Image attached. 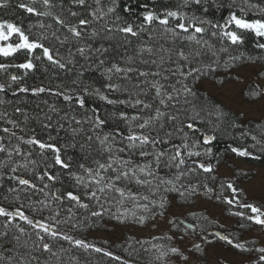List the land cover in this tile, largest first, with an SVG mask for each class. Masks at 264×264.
<instances>
[{
    "label": "trees",
    "instance_id": "trees-1",
    "mask_svg": "<svg viewBox=\"0 0 264 264\" xmlns=\"http://www.w3.org/2000/svg\"><path fill=\"white\" fill-rule=\"evenodd\" d=\"M27 7L35 12L29 13ZM170 11L177 12V17H167ZM146 13L167 17L168 23L161 24L159 19L147 23ZM232 15L248 22L264 21V0H85L82 5L77 0H49L47 5L44 0H0V23L21 28L30 42L43 44L58 62L49 61L40 48L31 53L17 50L9 56L0 53V146L4 149L0 151V208L14 214L0 215V264H173L168 261L172 248L167 237L136 240L126 235L111 243L91 238L89 233L104 230L109 223L147 224L167 212L171 197L179 205H188L197 193L224 204L238 229L214 227L202 216L194 233L252 255L245 264H264V252L255 242L240 241L241 232L264 229V224L250 219L260 215L264 220V205L250 202L240 183L251 173L236 171L227 178L216 172L229 154L264 167V116L259 121H243L241 114L197 87L202 79L220 84L219 73L247 63L260 64L258 76L264 79V48L258 46L264 44V36L238 29L229 23ZM81 19L88 23L80 25ZM180 23L188 30L177 27ZM128 24L136 36L119 31ZM71 27L81 35L75 36ZM196 27L204 31L196 33ZM228 31L241 35L242 42L233 44L224 35ZM7 42L21 41L13 34ZM28 60L33 68L19 67ZM185 87L191 91L185 92ZM39 88L45 91H34ZM253 91L260 94L253 96ZM260 95L255 84L243 93L246 100ZM137 100L143 103L137 105ZM157 109L163 113L159 118ZM146 120L148 126L141 129L139 125ZM131 134L149 136L156 143L130 142ZM105 136L108 139L101 145ZM205 136L213 139L205 143ZM33 138L58 148L69 167L55 163L53 149L27 143ZM109 163L110 169L98 167ZM201 165L210 166L211 171ZM85 169H92V174ZM121 172L129 176L116 181ZM20 180L29 183L20 184ZM109 183L123 189L124 195L105 187ZM101 187L104 192L98 191ZM91 191L99 199H90ZM69 192L80 201L70 200ZM77 240L87 247L76 244Z\"/></svg>",
    "mask_w": 264,
    "mask_h": 264
},
{
    "label": "rangeland",
    "instance_id": "rangeland-1",
    "mask_svg": "<svg viewBox=\"0 0 264 264\" xmlns=\"http://www.w3.org/2000/svg\"><path fill=\"white\" fill-rule=\"evenodd\" d=\"M1 42L5 43L1 47L7 46V41ZM261 69L262 66L258 63H247L219 73L218 76L223 79L220 84L211 79H202L197 87L215 97L221 104L241 114L243 121H259L264 116V79L258 76ZM250 84H255L261 91L260 97L254 100H246L243 97L245 88ZM236 171L251 173L247 179H240V183L250 202L254 205H264V167L243 161L233 154L227 155L225 162L216 167L219 177H233ZM169 200L171 204L167 212L156 215L147 224L109 223L104 230L91 232L89 236L111 243L122 240L126 235L136 240L167 237L170 240V247L179 249V252H172V255L168 257V261L173 264H202L203 262L205 264H245L252 259V255H245L239 249L221 240L205 241L181 222V220H187L197 226L199 219L206 216L212 226L227 228L230 232H234L238 229L237 220L224 204L217 203L212 198H206L201 193H197L194 202L188 205L177 204L174 197ZM259 218L262 217L259 215ZM240 241L255 242L256 247L264 248V229L253 227L241 232ZM197 245H199L198 248Z\"/></svg>",
    "mask_w": 264,
    "mask_h": 264
},
{
    "label": "snow or ice",
    "instance_id": "snow-or-ice-1",
    "mask_svg": "<svg viewBox=\"0 0 264 264\" xmlns=\"http://www.w3.org/2000/svg\"><path fill=\"white\" fill-rule=\"evenodd\" d=\"M77 2H78L79 4L82 5V4H84L85 0H77ZM48 3H49V0H44V4H45V5H47ZM97 3H99V0H97ZM20 7H21V8H25L26 6H25L24 4H21ZM26 10H27L29 13L35 12V9L32 8V7H27ZM108 11H109V12H112V11H114V9H113V8H109ZM72 15H76V13H73ZM95 15H96V14L93 13V16H95ZM177 15H178L177 12H171V11H170V12L167 13V17H173V18H175V17H177ZM167 17H166L165 19H159V17H156L153 13H146L145 16H144V19H145V22H147V23H151L154 19H159V22H160L161 24H167V23H168ZM57 19H58V22H59V23H61V24L64 23L63 20H59V18H57ZM232 22L235 23V25H236V27H237L238 29H252V30H254V31L256 32V34H257L258 36H264V21H253V22H248V21H245L244 19L237 18L235 15H232V16L230 17L229 23H232ZM87 23H88V21H86V20H84V19H81V20L79 21V24H80V25H86ZM177 27H179L180 29H183L184 31H187V30H188L184 23H180V24H178ZM5 29H6V31H5ZM69 30H70L75 36H77V37H79V36L81 35V32H80L79 30H77L76 27H71ZM119 31H121V32H123V33H126V34H130V35H132V36H136V35H137V32L133 30V25H131V24H128L127 26H124V27L120 28ZM203 31H204V29L201 28V27H196V28H195V32H196V33H201V32H203ZM13 34H17V35L20 37V41H21V42L15 44V45H13V44H7L6 47H0V53H2L4 56H9V55L15 53L17 50H21V49L27 50L29 53H31L33 50H35V49H37V48H40V49H42V51H43V55H44L45 57H47V59H48L49 61H53V57H52V55L50 54V50H49L48 48L44 47L43 44H40V43H37V42H30L28 36L25 35V33L21 30V28L17 27L15 24L8 23V22L0 23V41H8V40L10 39V37H11ZM224 35H225V36H226V37H227V38H228L233 44H237V43H241V42H242V36H241V35H238L237 32H234V31H228V32H225ZM194 38H195V37H193V36L188 37V39H194ZM258 46L261 47V48H264V44H261V45H258ZM80 51H81V53H83L84 50H83V49H80ZM180 56L186 59V57H184V53H183V52L180 53ZM53 62H54V63H58L57 61H53ZM59 66H60L61 68L64 67L63 64H60ZM0 67H3V66L0 65ZM19 67H21V68H25V69H31V68L34 67V65H33V63H32L31 60H28L27 62H25V63L19 65ZM116 71L119 72V71H121V70H120L119 68H117ZM194 71H195V70H194ZM141 75H147V74H146V73H141ZM12 79L15 80L16 77H13ZM0 87H2V86H0ZM109 87L112 88V87H114V86L109 85ZM23 90L26 91V89H23ZM184 90H185V92H190V91H191V90L188 89L187 87H185ZM34 91H36V92H43V91H45V89H43V88H39V89H35ZM156 94H157L158 97L161 95V89H160L159 87L156 88ZM259 94H260V93L257 92V91H253V92L251 93V95H253V96H255V95H259ZM100 98H101V99H107V97H105V96H101ZM65 99H71V97L66 96ZM168 99L171 100L172 97L169 95V96H168ZM108 102H109V103H115V101H111V100H109ZM79 103L81 104V106H83V104H84V100H83V98H79ZM135 103H136L137 105H139V104H142L143 102L140 101V100H137ZM160 103H161V104H164L165 101H164L163 99H161V100H160ZM143 106H144L145 108L150 107V105H148V104H144ZM121 115L123 116V114H121ZM162 115H163V113H161V112L159 111V109H157V110H156V118H159V117L162 116ZM133 119H136V117H133ZM100 123H103V121H98V124H100ZM148 124H149V121L146 120L144 123H141V124L139 125V127H140L141 129H143V128L147 127ZM188 127L191 128L192 125L189 124ZM5 131H7V129H5ZM98 139H99V138H98ZM107 139H108V137L105 136L104 139H101V140L99 141L100 144H101V145H104L105 142L107 141ZM127 139H128L130 142H135V141L138 140V141H140V143H141L142 145H143V144H148V143H150V142L153 143V144L156 143L155 140H150V137H149V136H146V135H136V134H131V135H129V136L127 137ZM212 139H213V137L205 136V137H204V142H205V143H208V142H210ZM27 143H29V144H33V143H35V144H39V147H40L41 149H44V148H50V149H53V150L56 152L55 163L58 164V165H60V166L63 167V168H68V167H69V164L64 163V161L61 159V157H60V155H59V151H60V150H59L58 148H55L54 145L41 143L40 141L35 140L34 138L28 140ZM132 146H134V144H130V145H129V147H132ZM3 150H4L3 147L0 146V151H3ZM106 150H107V151H111L110 148H106ZM121 151H123V150L121 149ZM233 151L236 152V151H238V150H237V149H233ZM191 154H192V153H190V155H191ZM196 154L198 155V153H196ZM238 154H240V155H248V153H246V152H239ZM140 155L144 156V155H147V153L141 152ZM160 155H163V153H161ZM176 155H177V156L180 155L179 151H177V154H176ZM175 158H176V157H173V159H175ZM157 159H158V158H157ZM121 162L124 163V164H128V163H130V161H121ZM180 163L182 164V163H184V161H183V160H180ZM178 166H179V165H177V167H178ZM80 167L83 168V165H81ZM98 167H99L100 170H107V169H110V168H111V163H109L107 166H106L105 164H98ZM145 167H146V166H145ZM201 167L204 168L205 171H211V167H210V166L205 167L204 165H201ZM144 170H145L144 167H141V168H140V171H141V172H143ZM85 171H86L89 175L92 174V169H85ZM97 175H99V173H97ZM133 175H134V173H133ZM149 175H151V173H149ZM128 176H129V173H128V172H121L119 175H116L114 179H115L116 181H119V180H121L122 178H127ZM49 179H55V178L50 176ZM76 179H77L78 182L81 180L80 177H76ZM101 179H103V178L101 177ZM138 182H141V181H138ZM19 183H20V184H25V185H26V184H28L29 182H28L27 180H20ZM96 183L99 184L100 181L97 180ZM105 187H107V188H114V190L117 191V192H119L122 196L124 195V191H123V189H120V188H118V187H115L114 184H112V183H109V184L105 185ZM105 187H101V188H99L98 191H99V192H104V191H105ZM229 187H231V184H229ZM67 196H68V198H69L70 200L77 201V202L80 201V197L77 196V195H74L72 192L67 193ZM88 196H89L90 199H99V198L97 197V192H96V191H91L90 193H88ZM229 202L231 203V201H229ZM80 206H81V207H87L88 205H86V204H81ZM161 207H163L162 204H161ZM247 207L252 208V211H253V212H259V209L254 208V207H252L251 205H248ZM0 215L12 216V215H14V214H13V213L5 212V210H4L3 208H0ZM15 215H20L21 218L27 220V222H28L29 224H32V223H33L32 220H28V218H27L26 216H24L22 213L17 212V213H15ZM93 215H99V213H93ZM250 219H255L257 223L264 224V220H261V219L259 218V216H257V217H250ZM141 222H143V218H141ZM36 226H37V227H40V228H43V230H44L45 232H50V234H51L52 236H56V235H57V233H56L55 231H51V230L49 229L48 226H46V225H44V224H42V223H37ZM21 231H23V229H21ZM41 239H43V237H41ZM65 239H71V237H67V236H66ZM223 239L227 240V237H223ZM75 243L78 244V245H82V246L87 247V245H84V244H83V241H79V240H77V241H75ZM229 243H231V241H229ZM43 247H44L45 250H49V245H48V244H44ZM196 247L198 248L199 245H197ZM236 247L241 248V247H243V245L237 244ZM96 250H97V251H100V249H96ZM170 251L173 252V253H177V252H179V249H177V248H172ZM260 251H261V252H264V248L260 249ZM261 259L264 260V256H262Z\"/></svg>",
    "mask_w": 264,
    "mask_h": 264
},
{
    "label": "water",
    "instance_id": "water-1",
    "mask_svg": "<svg viewBox=\"0 0 264 264\" xmlns=\"http://www.w3.org/2000/svg\"><path fill=\"white\" fill-rule=\"evenodd\" d=\"M182 224L189 230L195 231L197 226L193 224L192 222H189L187 220H181Z\"/></svg>",
    "mask_w": 264,
    "mask_h": 264
}]
</instances>
